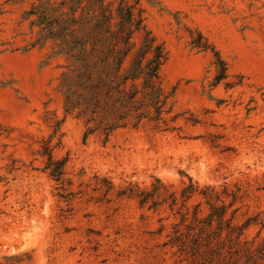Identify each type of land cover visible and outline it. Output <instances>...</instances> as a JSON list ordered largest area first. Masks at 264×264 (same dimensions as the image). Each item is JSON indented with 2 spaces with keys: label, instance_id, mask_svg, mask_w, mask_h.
<instances>
[{
  "label": "rangeland",
  "instance_id": "1",
  "mask_svg": "<svg viewBox=\"0 0 264 264\" xmlns=\"http://www.w3.org/2000/svg\"><path fill=\"white\" fill-rule=\"evenodd\" d=\"M140 1L168 52L161 72L175 90V128L145 123L105 139L85 137L84 121L64 113L66 60L50 41L33 45L27 11L38 0H0V264H176L162 243L190 178L238 187L236 222L257 218L244 236L264 238V0ZM213 49L227 67L216 84ZM59 120L52 156L66 163L56 179L42 151ZM156 178L175 210L128 194Z\"/></svg>",
  "mask_w": 264,
  "mask_h": 264
},
{
  "label": "trees",
  "instance_id": "2",
  "mask_svg": "<svg viewBox=\"0 0 264 264\" xmlns=\"http://www.w3.org/2000/svg\"><path fill=\"white\" fill-rule=\"evenodd\" d=\"M27 17L38 28L33 45L50 41L54 53L66 60L60 78L64 113L84 121L85 137L100 131L108 139L117 129L145 123L175 128L170 125L178 116L173 111L175 90L166 89L161 72L168 52L148 28L140 0H38ZM213 50L219 66L216 84L226 78L227 67ZM60 122L54 123V134L42 151L48 155L45 168L56 179L63 175L66 163L65 158L52 156L51 138ZM239 190L227 183L200 186L190 178L181 189L177 210L175 193L159 178L150 190L131 186L127 192L149 209L156 210L169 200L179 220L162 245L173 249L176 264H264V238L256 242L244 236L257 218L236 222ZM194 195L202 200L190 211L187 201ZM202 204L207 208L204 214Z\"/></svg>",
  "mask_w": 264,
  "mask_h": 264
}]
</instances>
